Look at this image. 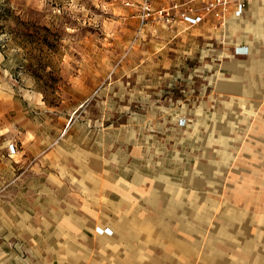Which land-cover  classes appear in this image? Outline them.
I'll use <instances>...</instances> for the list:
<instances>
[{"label": "rangeland", "instance_id": "rangeland-1", "mask_svg": "<svg viewBox=\"0 0 264 264\" xmlns=\"http://www.w3.org/2000/svg\"><path fill=\"white\" fill-rule=\"evenodd\" d=\"M144 1L0 0V150L34 133L74 196L134 175L201 253L264 264V0L195 25Z\"/></svg>", "mask_w": 264, "mask_h": 264}, {"label": "crops", "instance_id": "crops-1", "mask_svg": "<svg viewBox=\"0 0 264 264\" xmlns=\"http://www.w3.org/2000/svg\"><path fill=\"white\" fill-rule=\"evenodd\" d=\"M33 136L17 160L7 146L0 150V264H231L224 251L209 257L174 224L154 220L160 210L148 208V186L137 187L134 175L113 181L102 174L86 197L74 196L66 181L58 187L50 177L56 150Z\"/></svg>", "mask_w": 264, "mask_h": 264}, {"label": "built area", "instance_id": "built-area-1", "mask_svg": "<svg viewBox=\"0 0 264 264\" xmlns=\"http://www.w3.org/2000/svg\"><path fill=\"white\" fill-rule=\"evenodd\" d=\"M254 0H181L163 7L157 12L152 8L151 0L143 3L144 19L153 16L161 18L171 24L178 18L181 22L195 25L207 17L223 22L233 12L235 16L246 13L249 5ZM240 51H242L240 49ZM241 54V53H240ZM13 151V146L10 147Z\"/></svg>", "mask_w": 264, "mask_h": 264}]
</instances>
